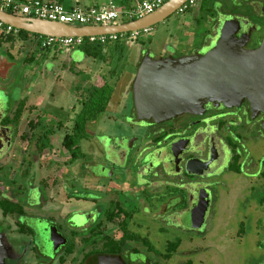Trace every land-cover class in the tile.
I'll return each mask as SVG.
<instances>
[{
  "label": "flooded vegetation",
  "instance_id": "obj_1",
  "mask_svg": "<svg viewBox=\"0 0 264 264\" xmlns=\"http://www.w3.org/2000/svg\"><path fill=\"white\" fill-rule=\"evenodd\" d=\"M202 2L182 35L190 50L154 54L142 48L130 58L136 72L125 114L103 117L87 138L76 135L75 124L65 134L67 151V138L76 136V155L69 151V160H50L65 167L59 176L38 174L39 160L52 151L54 127L39 120L17 141L20 123H7L13 110L5 112L0 103V264L204 263L192 260L209 252L203 244L219 177L264 176V161L253 155L264 145V110L238 93L226 102L202 98L192 111L159 119L152 110L139 112L134 98L146 52L160 73L193 70L216 50L221 20L235 21L227 32L232 55L261 48L263 0H232L248 13L225 9L218 0L208 13ZM199 22L210 29L195 44ZM10 152L16 168L5 162ZM260 198L264 202V194Z\"/></svg>",
  "mask_w": 264,
  "mask_h": 264
},
{
  "label": "rangeland",
  "instance_id": "obj_2",
  "mask_svg": "<svg viewBox=\"0 0 264 264\" xmlns=\"http://www.w3.org/2000/svg\"><path fill=\"white\" fill-rule=\"evenodd\" d=\"M67 1L61 0V3L70 8L72 2ZM215 1L217 2L203 0L205 12L210 13ZM218 1L225 9L232 7L235 13H248L241 6L233 7L232 0ZM193 10L190 9L185 14L176 13L165 22L152 27L151 32L143 35L137 45L129 47L131 44L121 42L125 46L123 52L106 50L105 61L87 58L78 49L70 51L51 48L48 54V49H41L37 41L9 43L5 36H0L1 108L5 112L12 109L10 116L14 117V111L20 107V102H25L16 140H20L21 134L31 132V127L39 120L57 131L52 138L51 153L39 160V176H59L61 169L65 171V167L60 168L59 163L53 166L49 162L69 160L70 153L62 142L66 133H72L75 120L83 109L85 90L93 86L101 87L107 82L113 86L114 92L104 117L125 114V107H132L126 95L133 82L132 75L136 72L130 64V58L135 57L142 48L152 50L154 54L166 49L172 53H184L191 49L190 44L184 41L187 37L183 36V40L182 35L187 29L185 26L190 25ZM209 29L206 22L197 23L193 31L194 43H199ZM186 35H189L188 32ZM33 55L35 61L27 63L25 60ZM253 155L257 161H264V145L256 146ZM7 157L8 161L5 162L16 168L18 164L12 161V152ZM71 170L73 175L76 174V170ZM219 182L213 189L216 199L211 232L206 244H203V248L209 252L202 257H194L192 261L198 263L202 260L203 264H264V202L260 198L264 194V177L220 176ZM253 194L258 198L253 197ZM184 263L185 261L176 262Z\"/></svg>",
  "mask_w": 264,
  "mask_h": 264
},
{
  "label": "water",
  "instance_id": "obj_3",
  "mask_svg": "<svg viewBox=\"0 0 264 264\" xmlns=\"http://www.w3.org/2000/svg\"><path fill=\"white\" fill-rule=\"evenodd\" d=\"M188 1L170 0L152 14L112 25H66L13 15L2 8L0 21L20 31L43 37L123 35L150 29L165 22ZM221 23L218 39L214 43L216 50L208 54L193 70L160 73L158 62L148 52L145 53L134 83L135 104L139 112L152 110L159 114V119H168L192 111L199 99L226 102L227 99H234L238 93H244L264 110V42L255 52L244 56L232 55L227 50V32L235 21L221 20Z\"/></svg>",
  "mask_w": 264,
  "mask_h": 264
},
{
  "label": "built area",
  "instance_id": "obj_4",
  "mask_svg": "<svg viewBox=\"0 0 264 264\" xmlns=\"http://www.w3.org/2000/svg\"><path fill=\"white\" fill-rule=\"evenodd\" d=\"M170 0H141L134 7L122 9L114 4L101 7L83 8L74 6L66 9L58 2L43 0H0V8L13 15L25 16L50 22H59L66 25L77 26H101L117 23H127L154 13ZM202 0H189L178 12L183 13L190 9H197ZM120 21V22H119ZM20 30L0 21V36H17ZM151 32L150 29L132 32L123 35L82 37H43L40 36L38 43L41 49L60 48L72 50L86 43L111 45L116 42L134 44L143 35Z\"/></svg>",
  "mask_w": 264,
  "mask_h": 264
},
{
  "label": "trees",
  "instance_id": "obj_5",
  "mask_svg": "<svg viewBox=\"0 0 264 264\" xmlns=\"http://www.w3.org/2000/svg\"><path fill=\"white\" fill-rule=\"evenodd\" d=\"M25 1V0H17ZM204 9V8H203ZM205 11V10H204ZM40 36L35 34H30L25 31H20L17 36L9 35L5 37L6 42L16 43L17 41H27L33 40L37 41ZM40 46L39 43H37ZM121 42H116L111 45H101V44H84L80 47L73 48L72 50H80L87 58L94 59L96 61H105L107 58V52L115 53L119 50ZM71 50V51H72ZM51 48L48 49V53ZM27 63L32 64L35 61L34 55L32 58L25 60ZM73 65L75 63H72ZM72 72H74L72 70ZM114 88L108 83L104 82L101 87L89 88L86 90V99L83 101V109L79 116L77 117L75 123V133H82L84 138H87L90 134V126L97 124L105 116L107 108L111 102L113 96ZM24 101L20 102V107L17 109L14 119H8L7 123L13 122L14 124H19L23 114ZM76 136L68 137L66 140V147L68 151L76 155ZM264 177V176H263Z\"/></svg>",
  "mask_w": 264,
  "mask_h": 264
},
{
  "label": "crops",
  "instance_id": "obj_6",
  "mask_svg": "<svg viewBox=\"0 0 264 264\" xmlns=\"http://www.w3.org/2000/svg\"><path fill=\"white\" fill-rule=\"evenodd\" d=\"M43 1L58 2L61 5H63L61 3V0H43ZM68 1L72 2L71 5H70V8H72L74 6H80V7H83V8L101 7V6H107V5H110V4H114V5L122 8V9H129V8L134 7L136 4H138V3H136L138 0H68ZM65 8L66 9H70V8H67V7H65ZM137 44H138V42L135 43V44H131L129 47H132L133 45H137ZM124 48H125V46L123 44H121L119 50H121V52H123Z\"/></svg>",
  "mask_w": 264,
  "mask_h": 264
}]
</instances>
